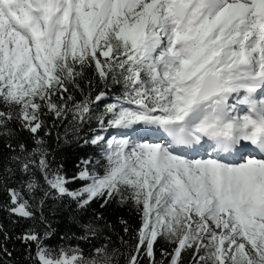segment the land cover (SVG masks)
I'll list each match as a JSON object with an SVG mask.
<instances>
[{"label": "snow or ice", "instance_id": "1", "mask_svg": "<svg viewBox=\"0 0 264 264\" xmlns=\"http://www.w3.org/2000/svg\"><path fill=\"white\" fill-rule=\"evenodd\" d=\"M0 193V264H264V0H0Z\"/></svg>", "mask_w": 264, "mask_h": 264}, {"label": "trees", "instance_id": "2", "mask_svg": "<svg viewBox=\"0 0 264 264\" xmlns=\"http://www.w3.org/2000/svg\"><path fill=\"white\" fill-rule=\"evenodd\" d=\"M91 150L92 149L88 146H81L79 149L74 147L67 148L64 155V160L68 169H73L77 155H83L85 152H91ZM2 203L3 193H0V224H3L6 226V228L10 229L13 235L19 233L23 228L28 227L30 225V222L25 221H21L18 224H13L11 222V218L8 216V213L3 209ZM93 207L95 208L96 206L94 205ZM106 214L110 221H112L114 224L115 234L112 235V240L116 242L117 246H119L118 237L124 235L122 232V225L119 223L120 218L128 220L129 224L134 226L137 219L136 213L134 212L133 208L128 206H118L114 202L111 207L107 208ZM53 219L55 221L52 225L53 228H56L62 235L63 232L67 230V225L70 223V220L67 219L64 215L55 216L53 217ZM77 234L79 235V233ZM2 239L3 236L2 234H0V240ZM125 239H128V237L125 236ZM51 243H58V239L53 238ZM9 247H11V242L9 244ZM16 247L18 250L20 249V244L18 242L16 244Z\"/></svg>", "mask_w": 264, "mask_h": 264}]
</instances>
